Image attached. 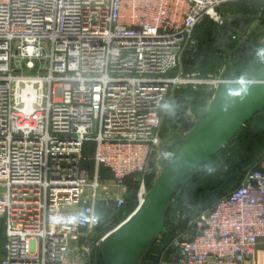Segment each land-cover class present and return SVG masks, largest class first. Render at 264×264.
<instances>
[{
    "label": "built area",
    "instance_id": "obj_1",
    "mask_svg": "<svg viewBox=\"0 0 264 264\" xmlns=\"http://www.w3.org/2000/svg\"><path fill=\"white\" fill-rule=\"evenodd\" d=\"M253 2L258 11L223 33L233 15L221 7ZM263 15L264 0H0L2 264H94L109 234H93L98 205L111 217L125 206L127 179L137 185V207L147 193L166 138L163 104L178 90L201 91L205 110L229 46L249 40ZM206 20L225 50L212 71H186L185 54L197 53ZM252 46L264 56V36ZM259 238L264 172L250 169L182 225L156 264H248Z\"/></svg>",
    "mask_w": 264,
    "mask_h": 264
},
{
    "label": "water",
    "instance_id": "obj_2",
    "mask_svg": "<svg viewBox=\"0 0 264 264\" xmlns=\"http://www.w3.org/2000/svg\"><path fill=\"white\" fill-rule=\"evenodd\" d=\"M221 77L191 130L172 143L175 149L140 205L106 236L103 264H138L144 259L163 232L176 190L264 111V56L256 54L249 40L236 46Z\"/></svg>",
    "mask_w": 264,
    "mask_h": 264
},
{
    "label": "trees",
    "instance_id": "obj_3",
    "mask_svg": "<svg viewBox=\"0 0 264 264\" xmlns=\"http://www.w3.org/2000/svg\"><path fill=\"white\" fill-rule=\"evenodd\" d=\"M259 6H260V2H253L250 5L241 4V3H231V4H227V5L222 6L221 10L225 11L227 13V15H233L231 18L227 17L225 30L231 29L232 31H235L240 25L244 24V21H245V19L248 18V16H251L256 11H258ZM212 29H214V24L210 23L207 20L204 21L202 23V25L198 27L197 32H196V37L199 40V43L197 45V53H190V52L186 53L185 57H184L185 65H188L189 63H191L195 68L201 69L204 72L212 71L213 68L217 65L218 59L214 56V54L216 51H218L217 48H218L219 42L216 41V39L211 38L210 30H212ZM201 31L203 32V35H200ZM222 31H223V29H222ZM263 35H264V24L261 23L258 26V28L249 37L251 44L256 46V43H255L256 39H259ZM236 44L237 43L234 42L231 46H229V49L232 50V53L234 52V49H235L234 45H236ZM207 98H208V96L201 91L193 92V91H189V90H178L175 92L173 105L175 106L176 103H178V102H184V104L186 106V107H184V110H185V108L189 107L191 112H193L194 116L197 118L204 111L203 104L207 101ZM179 116H180L179 121L180 120L183 121V119H182V118H184L183 113H180ZM261 117H264V111L255 115L253 118H251L237 132V134L232 138V140L220 150V152H218L204 166L199 168L195 174H193L188 179H186L181 184V186L178 188V190L184 189V187L186 186V184L189 181L192 184L189 187H187L186 190H184L181 195L183 196L185 194H187V195L189 194L190 197L188 199L190 200L191 197H193L195 202L198 204L199 199L202 198V195H204L205 192L215 191L216 189H219L220 187H218V186L220 185L221 182H225L223 185H225V184L228 185L230 183L238 182L236 185V187H237L238 184L240 183L243 175L248 170L246 172L238 175L239 172L243 168H245L249 165H253V164L255 165L256 163L258 164L263 159V154H264V119L260 120ZM180 122H178V123H180ZM253 122H255V123L252 124ZM251 124H252V126L250 127V129H248V127ZM192 126H193L192 122H188V123L186 122V125L184 124V126H182V127L178 125L177 129H178L179 134L180 133L185 134L191 130ZM231 146H232V148H231ZM91 147H92V144H87L85 146L84 151L85 150L87 151L88 148L90 151ZM227 156H228V158H227ZM167 160H168V157H167L166 161ZM166 161L164 160L163 166L165 165ZM90 164H92L94 167V162H92V161L84 162L83 166L88 168L90 170V172L93 173L94 169H91ZM226 167H227V170L225 171ZM104 170H106L108 177L111 178V174L109 173V171L105 168H104ZM102 174H103V171H102ZM102 177L106 178L104 176H102ZM146 179H147L146 180V187L149 189L153 183V180L155 179V172L153 171V169L147 175ZM216 181H217V183H216ZM214 182H215V184H214ZM126 183L130 187V189L128 190V192L126 194V205L117 209L113 213L112 217H111V209L110 208L106 207L104 204H99L97 207V211L100 208H103L104 214L106 216V218H105L106 222L107 221L112 222V225L113 224L115 225L122 218V216H124V218H126V216L131 214L135 210V208L137 207V204L135 201V194L137 192V185L135 183L133 184L131 179H127ZM219 192H221V191H219ZM227 194L223 195V192H222L221 193L222 196H219L218 198H216L211 203L201 207L198 214H200L201 212L210 208L215 202H217L220 198L226 196ZM174 196H175V193L173 195V198H174ZM173 198H172V200H173ZM171 203H170V206H171ZM170 209L171 208H169V211H168V214L166 217L165 226H166L167 220L169 218ZM117 224H119V223H117ZM162 233L160 236L163 235ZM153 250H154V246H152L150 248L148 255L144 259H142L138 264H142L145 262L149 263L150 256H152ZM152 259H154V258H152ZM94 264H103L101 253L99 254V257L95 261ZM152 264H156L155 259H154V262Z\"/></svg>",
    "mask_w": 264,
    "mask_h": 264
},
{
    "label": "rangeland",
    "instance_id": "obj_4",
    "mask_svg": "<svg viewBox=\"0 0 264 264\" xmlns=\"http://www.w3.org/2000/svg\"><path fill=\"white\" fill-rule=\"evenodd\" d=\"M260 39H261V37L259 39H256L255 43H257V41ZM237 41H239V39H237ZM217 49H218V51H216L214 54L215 57H217L219 53H222L220 51L225 50V48L223 49V44L221 43V41L218 43ZM183 65H184V69L186 71L190 70L191 68L194 67L192 64L190 65V67H189V64L185 65V63H184ZM199 70H201V69H199ZM173 101H174V97L169 101L168 107H167L166 111L164 112V117H163V131L165 133L164 138L165 137L166 138L162 139L163 141H162L157 153L155 154L154 158L152 159V169L155 172V179L157 178V176L159 175V173L163 167L164 160L166 161L167 157L169 158L170 155L172 154L173 150L175 149V147L172 145V142L175 139H177V141H178V140L184 138L183 136H185L187 134V133H185V134L180 133L179 134L177 126L179 125L182 127V126H184V124L186 125V122L187 123L190 122L191 118L194 117V113L191 112L189 107L185 108V110H184V107H186L184 102H178L174 106ZM182 112H183L184 118H182L183 121L180 120L181 121L180 122L179 121V117H180L179 114ZM191 114L193 116H191ZM263 119H264V117L260 118V120H263ZM178 122H180V123H178ZM254 123L255 122H253L252 124H254ZM252 124L248 127V129H250ZM167 138H169V139L166 140ZM232 146H231V148H232ZM84 156L85 157H91L92 156L91 152L89 151V148L87 151L86 150L84 151ZM227 158H228V156H227ZM90 165H91V169H94L93 165L92 164H90ZM249 169H256V170H260V171L264 172V154H263V159L261 162H259L258 164L256 163L255 165L253 164V165H249V166L243 168L239 172L238 175L246 172ZM226 170H227V167L225 168V171ZM99 171H100V174L102 176L106 177V179L109 178L108 174H107L106 170H104V168H100ZM102 171H103L104 175L102 174ZM155 179L153 180V182L155 181ZM216 183H217V181H216ZM224 183L225 182H221L220 185L218 186L220 188L216 189L215 191L205 192L204 195H202V198L199 199L198 204L195 202L193 197H191L190 200L188 199L190 197L189 194L188 195L185 194L183 196L181 195L182 192L184 190H186V188L192 184L190 181L186 184L184 189H181V190L177 189L178 191L176 190L177 192H175V196H174V198L172 197L173 200H171L172 203L170 206V208H171L170 214H169V218L167 220L166 226H164L163 233H162L163 235L159 236L157 242L154 243V245H153L154 250L152 251V256H150L149 263L145 262L142 264H152L154 262V259H155V261H157L156 260L157 256L160 255L163 246H165L167 243H169L171 241V239L178 236L182 225H184V223L187 220L192 219L194 216H196L201 207L211 203L212 201H214L219 196H222L221 195L222 192H223V195H225V194L229 193L230 191H232L236 187L238 182L230 183L228 185H226V184L223 185ZM214 184H215V182H214ZM146 191H148V188ZM219 191H221V192H219ZM3 192H4V190L0 189V196ZM128 216H126V218ZM105 218H106V216L104 214L103 208H100L97 211V217H96L97 224H96L95 230L93 231V234H95L96 237H100L104 234L111 232L112 229H114L117 225L120 224V222H122L123 220L126 219V218H124V216H122V218L117 222L119 224L116 223L115 224L116 226H115L114 224L112 225V222H108V221L106 222ZM0 220H3V219H0ZM152 258H154V259H152Z\"/></svg>",
    "mask_w": 264,
    "mask_h": 264
},
{
    "label": "crops",
    "instance_id": "obj_5",
    "mask_svg": "<svg viewBox=\"0 0 264 264\" xmlns=\"http://www.w3.org/2000/svg\"><path fill=\"white\" fill-rule=\"evenodd\" d=\"M6 228L4 220H0V264L4 259L5 253L3 246L6 239ZM248 264H264V238H259L254 248L253 254Z\"/></svg>",
    "mask_w": 264,
    "mask_h": 264
},
{
    "label": "clouds",
    "instance_id": "obj_6",
    "mask_svg": "<svg viewBox=\"0 0 264 264\" xmlns=\"http://www.w3.org/2000/svg\"><path fill=\"white\" fill-rule=\"evenodd\" d=\"M163 107L167 108V107H168V102H165V103L163 104Z\"/></svg>",
    "mask_w": 264,
    "mask_h": 264
},
{
    "label": "flooded vegetation",
    "instance_id": "obj_7",
    "mask_svg": "<svg viewBox=\"0 0 264 264\" xmlns=\"http://www.w3.org/2000/svg\"><path fill=\"white\" fill-rule=\"evenodd\" d=\"M182 113H183V112H182ZM168 139H169V138H167L166 140H168ZM172 141H173V140H172ZM172 141H171V142H172ZM173 142H174V141H173ZM173 142H172V143H173Z\"/></svg>",
    "mask_w": 264,
    "mask_h": 264
}]
</instances>
